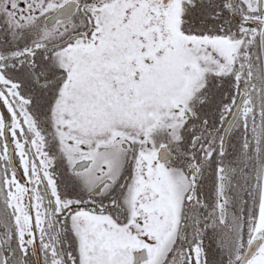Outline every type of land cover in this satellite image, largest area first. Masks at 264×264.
Returning <instances> with one entry per match:
<instances>
[{
    "label": "snow or ice",
    "instance_id": "obj_1",
    "mask_svg": "<svg viewBox=\"0 0 264 264\" xmlns=\"http://www.w3.org/2000/svg\"><path fill=\"white\" fill-rule=\"evenodd\" d=\"M0 264H264V0H0Z\"/></svg>",
    "mask_w": 264,
    "mask_h": 264
}]
</instances>
